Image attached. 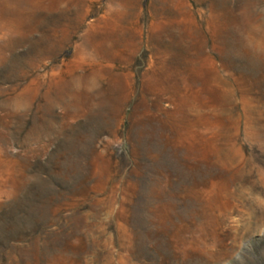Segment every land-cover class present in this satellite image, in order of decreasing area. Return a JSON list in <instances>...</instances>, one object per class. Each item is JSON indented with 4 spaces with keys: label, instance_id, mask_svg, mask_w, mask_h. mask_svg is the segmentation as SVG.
<instances>
[{
    "label": "rangeland",
    "instance_id": "374dc122",
    "mask_svg": "<svg viewBox=\"0 0 264 264\" xmlns=\"http://www.w3.org/2000/svg\"><path fill=\"white\" fill-rule=\"evenodd\" d=\"M0 264H264V0H0Z\"/></svg>",
    "mask_w": 264,
    "mask_h": 264
},
{
    "label": "trees",
    "instance_id": "16d2710c",
    "mask_svg": "<svg viewBox=\"0 0 264 264\" xmlns=\"http://www.w3.org/2000/svg\"><path fill=\"white\" fill-rule=\"evenodd\" d=\"M11 227V226H10Z\"/></svg>",
    "mask_w": 264,
    "mask_h": 264
}]
</instances>
